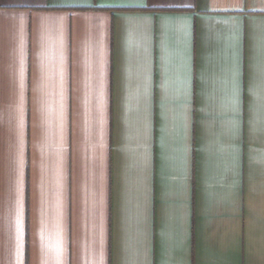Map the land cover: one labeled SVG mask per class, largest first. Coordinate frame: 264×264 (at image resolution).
Returning <instances> with one entry per match:
<instances>
[{
  "label": "crops",
  "instance_id": "obj_1",
  "mask_svg": "<svg viewBox=\"0 0 264 264\" xmlns=\"http://www.w3.org/2000/svg\"><path fill=\"white\" fill-rule=\"evenodd\" d=\"M0 264H264V0H0Z\"/></svg>",
  "mask_w": 264,
  "mask_h": 264
}]
</instances>
